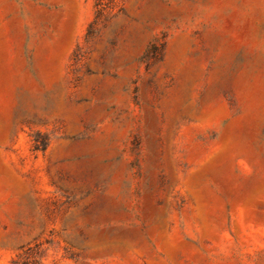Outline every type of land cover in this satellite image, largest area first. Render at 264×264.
<instances>
[{
  "label": "rangeland",
  "instance_id": "rangeland-1",
  "mask_svg": "<svg viewBox=\"0 0 264 264\" xmlns=\"http://www.w3.org/2000/svg\"><path fill=\"white\" fill-rule=\"evenodd\" d=\"M0 264H264V0H0Z\"/></svg>",
  "mask_w": 264,
  "mask_h": 264
}]
</instances>
